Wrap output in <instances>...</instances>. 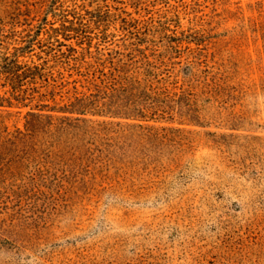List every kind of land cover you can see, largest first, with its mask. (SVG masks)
I'll use <instances>...</instances> for the list:
<instances>
[{
  "label": "rangeland",
  "instance_id": "1",
  "mask_svg": "<svg viewBox=\"0 0 264 264\" xmlns=\"http://www.w3.org/2000/svg\"><path fill=\"white\" fill-rule=\"evenodd\" d=\"M5 57L49 83L0 108V264H264V0H0ZM132 77L146 121L59 112Z\"/></svg>",
  "mask_w": 264,
  "mask_h": 264
},
{
  "label": "trees",
  "instance_id": "2",
  "mask_svg": "<svg viewBox=\"0 0 264 264\" xmlns=\"http://www.w3.org/2000/svg\"><path fill=\"white\" fill-rule=\"evenodd\" d=\"M2 78H6L3 84L1 83ZM132 79L134 80L131 83H127V79H123L124 82L122 83L117 81L115 86L118 85L119 89L110 87L111 85H108L107 82L103 83L102 87L96 86L98 92L95 95L90 97L84 95L76 98L71 105L58 108L59 112L63 115H76L77 117L74 120L82 121H86L88 115L102 117L104 116L103 114L122 115L126 118H132V114H136L142 121H146L145 118H147L148 114L159 111V106L152 102L151 97L154 101L160 99L161 96L167 97L166 90H155L152 89L151 85L146 86L134 77ZM37 81L49 83V77L44 73L43 69L36 66L31 67L28 64H21L18 58H3V63H0V88H6L8 85L10 90L4 93L3 96L0 95V108L11 109L14 106V102L20 104V102L26 100L25 97H22L24 92L22 88L25 86V82L36 85ZM26 117V128L28 131H33L35 125H51L48 121L52 120V117L45 116L32 109L27 113ZM69 118L65 116L60 118V120L65 123ZM139 127L142 128L141 126ZM150 130L154 131L152 128Z\"/></svg>",
  "mask_w": 264,
  "mask_h": 264
}]
</instances>
